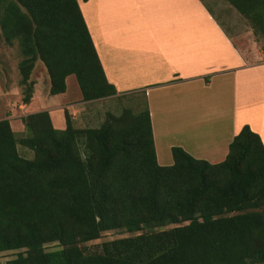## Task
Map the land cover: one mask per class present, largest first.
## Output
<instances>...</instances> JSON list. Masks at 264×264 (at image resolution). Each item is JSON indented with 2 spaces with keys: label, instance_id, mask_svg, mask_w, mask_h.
<instances>
[{
  "label": "trees",
  "instance_id": "obj_1",
  "mask_svg": "<svg viewBox=\"0 0 264 264\" xmlns=\"http://www.w3.org/2000/svg\"><path fill=\"white\" fill-rule=\"evenodd\" d=\"M227 1L264 39V0ZM0 28L19 45L24 103L38 60L50 95L70 75L84 101L117 94L78 0H0ZM65 119L57 129L48 110L27 114L22 134L0 120V254L17 251L0 264H264V143L250 125L221 162L173 146L160 165L148 105L95 127ZM113 230L129 235L87 251Z\"/></svg>",
  "mask_w": 264,
  "mask_h": 264
},
{
  "label": "crops",
  "instance_id": "obj_2",
  "mask_svg": "<svg viewBox=\"0 0 264 264\" xmlns=\"http://www.w3.org/2000/svg\"><path fill=\"white\" fill-rule=\"evenodd\" d=\"M78 1L114 96L146 94L160 165L173 161V146L221 162L246 124L264 143V50L238 42L205 0ZM44 98H31L30 113L49 110L52 118ZM56 110L55 128L66 127ZM16 117L8 115L23 133Z\"/></svg>",
  "mask_w": 264,
  "mask_h": 264
},
{
  "label": "rangeland",
  "instance_id": "obj_3",
  "mask_svg": "<svg viewBox=\"0 0 264 264\" xmlns=\"http://www.w3.org/2000/svg\"><path fill=\"white\" fill-rule=\"evenodd\" d=\"M205 1L208 7L214 13H216L218 18L221 21H224L226 25L232 30V32H234V38L238 42H246L248 46L250 44L257 46L255 48L256 50H264V39L254 33L251 22L247 18L242 16V14H240L238 10H235V8L231 7L230 3H228L227 0ZM21 58L22 56L17 42H15L13 46H10L5 41L0 28V120L3 118H8V115L10 114H15V116L17 117L26 116L27 114H30V111L35 108L30 107V102L24 103L23 101L24 94L23 86L21 85L22 75L20 74L19 70V62ZM32 79L37 82L33 93V96H35L36 98L34 102L39 103V100L37 98L45 97L43 99L44 106L42 107H47L48 109H50L54 121V126L56 125V122L58 126L60 125V121H58L59 115L58 113H56V109H61L64 117L65 112L68 111L72 116L74 125L79 128H85L91 126H100L106 119L108 112L119 115L123 112V110L127 108H130L134 111H139L143 108H146L147 106L146 94L144 92H138L135 93L137 94V96L135 94L125 96H110L103 99L88 101L87 103H85L84 107H82V102L84 100L76 77L74 75L67 78V89L63 94L50 95L48 94L47 90L50 84V77L47 72L46 66L41 60H38V62L36 63V67L32 73ZM165 92L169 91L166 90ZM156 96H158V94ZM25 104H29V107L27 108ZM64 104H67L68 106L66 107L64 106ZM55 106L58 107L55 108ZM64 121L66 124L65 118ZM165 128L169 129L168 127ZM57 129H65V127H57ZM15 130H17L16 127ZM166 132L167 131L164 130L158 132V136H162V139H164V134ZM171 137L173 139L177 136L176 134H172ZM171 137L167 135L166 139H170ZM18 149L22 156L29 159L34 157V152L31 149H28L21 145H18ZM167 158L169 162L167 161V164L164 165H171L173 163L172 157L169 156ZM128 235V233L122 231H108L103 233L101 238L90 241L86 243L85 246L87 248V251H95L98 250L100 244L103 241ZM16 254L17 251L2 253L0 254V262L11 259L12 257H15Z\"/></svg>",
  "mask_w": 264,
  "mask_h": 264
}]
</instances>
